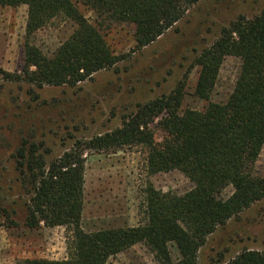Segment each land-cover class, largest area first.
<instances>
[{"label":"trees","instance_id":"trees-1","mask_svg":"<svg viewBox=\"0 0 264 264\" xmlns=\"http://www.w3.org/2000/svg\"><path fill=\"white\" fill-rule=\"evenodd\" d=\"M201 0H82L96 24L74 0H0V8H28L24 65L20 74L0 68L2 82L44 87H76L114 69L124 57L107 43L105 31L122 25L135 30L141 51L175 27ZM77 26L52 54L32 38L50 20ZM228 58L241 62L235 89L226 103H212L221 69ZM200 69L195 96L209 102L203 111L184 109L191 70ZM169 94L144 105L114 131L79 141L50 164L44 144L24 139L14 155L30 230H72L70 255L64 261L26 259L18 264H108L136 246H145L160 264H198L200 250L221 227L264 201V176L255 167L264 148V10L252 19L240 16L195 60ZM157 123V125H156ZM156 125V126H155ZM163 137L159 140L155 128ZM141 147L148 178L180 172L193 185L183 196L164 194L151 183L145 191L143 222L138 227L86 232L85 156L89 152ZM47 153L49 151H46ZM233 192L225 196L228 189ZM19 212L0 205V229L18 228ZM214 264H264V252L245 250L233 260Z\"/></svg>","mask_w":264,"mask_h":264},{"label":"rangeland","instance_id":"rangeland-1","mask_svg":"<svg viewBox=\"0 0 264 264\" xmlns=\"http://www.w3.org/2000/svg\"><path fill=\"white\" fill-rule=\"evenodd\" d=\"M87 19L95 15L74 0ZM264 10V0H201L182 21L153 45L136 51L135 30L122 25L105 31L112 51L124 59L76 87H38L27 83L0 84V205L19 212L20 227L0 229V264H18L26 259L64 261L69 258L72 230L23 226L25 207L14 155L24 139L44 144L41 153L48 164L70 151L77 142L89 141L114 131L123 120L144 105L169 95L196 58L240 16L252 19ZM28 8H0V68L20 74L24 65ZM77 30L61 18L50 20L32 38L46 54H52ZM241 62L224 63L211 101L226 103L233 93ZM200 69L189 75L184 109L205 110L209 102L195 96ZM157 125V123H156ZM155 125V126H156ZM157 137H163L155 128ZM46 151H49L48 153ZM86 184L82 227L86 232L138 227L143 222L148 183L163 192L183 196L193 188L180 172L148 178L143 148L89 152L85 156ZM255 171L264 176V148ZM230 188L225 196H230ZM173 263L179 254L170 246ZM245 250L264 252V201L232 219L212 235L200 250L198 264L227 263ZM108 264H160L145 246L113 258Z\"/></svg>","mask_w":264,"mask_h":264}]
</instances>
